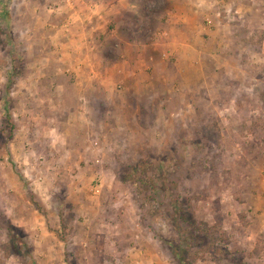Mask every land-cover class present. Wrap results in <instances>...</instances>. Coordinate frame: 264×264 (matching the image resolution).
I'll list each match as a JSON object with an SVG mask.
<instances>
[{"label": "rangeland", "instance_id": "rangeland-1", "mask_svg": "<svg viewBox=\"0 0 264 264\" xmlns=\"http://www.w3.org/2000/svg\"><path fill=\"white\" fill-rule=\"evenodd\" d=\"M67 2L1 11L0 264H264V0H134L155 33L200 26L198 67L159 47L138 89L102 90L86 44L54 39Z\"/></svg>", "mask_w": 264, "mask_h": 264}, {"label": "crops", "instance_id": "crops-1", "mask_svg": "<svg viewBox=\"0 0 264 264\" xmlns=\"http://www.w3.org/2000/svg\"><path fill=\"white\" fill-rule=\"evenodd\" d=\"M66 1L68 2L64 9H54V14L50 17L53 19L51 22L55 25L59 23V28H64L62 32L56 31L54 39L68 41L69 43L81 42L86 44L87 52L84 56L88 57V67L87 70H83L84 73L82 74H85L86 83L82 84L86 85L87 90H94L97 87L98 90H102L104 86L114 85L118 81L122 83L125 81V86L133 85L138 89L141 84L140 78L146 74L148 69H151L148 67L146 59L149 58L151 50L159 49V47L163 50L166 49L171 57L180 60L185 57L183 59L185 65L190 64L188 71L192 72L195 67H198V65L191 64L190 58L197 57L200 54V26L199 32L194 29H192V32L190 30L183 31V22L186 19L182 11H179L177 20H171L169 24L159 25L160 31L155 33L151 30L149 23L145 26L144 21L138 20L140 16L138 15V9L133 4L134 0H108L101 1L102 3L99 4L88 3L89 0ZM7 10L9 9L4 6V0H0V15L1 11L8 13ZM58 20L59 22H57ZM111 21L116 29L109 31L111 25H108V23ZM111 42L112 47L109 50H112L111 53L114 58L112 65L114 66L110 64L104 66L109 61H106V64L100 62L98 64L99 69L95 71L93 69L95 62L90 57L94 53V49H91V47L99 43L103 47L104 43L110 45ZM122 58L125 61H120ZM94 76L97 77L94 78ZM183 82L189 81L183 80ZM128 91L131 90L128 89ZM262 215H264V212H262Z\"/></svg>", "mask_w": 264, "mask_h": 264}, {"label": "trees", "instance_id": "trees-1", "mask_svg": "<svg viewBox=\"0 0 264 264\" xmlns=\"http://www.w3.org/2000/svg\"><path fill=\"white\" fill-rule=\"evenodd\" d=\"M177 204L178 203L175 202V205H174V210L176 211V215H177L174 218V220H175L174 222H176V225H174V230H176V231H178V233H180V229H181L180 227L181 226H179L178 223L189 222L190 215L189 214L183 215ZM188 225L191 226V224H188ZM12 231H13V229H12ZM16 235H12V238H17ZM19 243H20V245H22V244L25 245V243H22V241H20ZM172 247H173L172 249H173V252H174V256H175L176 262L178 264H187L188 258L185 257V255H183L184 252L186 251V249L183 248V247H180V248L179 247H174V246H172Z\"/></svg>", "mask_w": 264, "mask_h": 264}]
</instances>
